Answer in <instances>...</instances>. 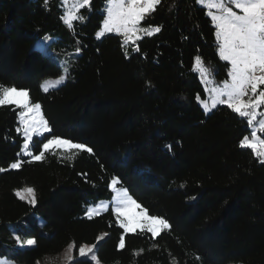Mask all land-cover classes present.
I'll return each instance as SVG.
<instances>
[{
	"label": "trees",
	"instance_id": "trees-1",
	"mask_svg": "<svg viewBox=\"0 0 264 264\" xmlns=\"http://www.w3.org/2000/svg\"><path fill=\"white\" fill-rule=\"evenodd\" d=\"M106 2L92 0L69 29L61 0H0V86L28 90L53 129L33 137L31 152L54 135L93 150L23 157L20 108L0 107V258L43 264L74 243L69 264L84 260L82 245L96 246L99 264H264V164L239 147L249 125L226 105L205 112L198 103L206 93L196 57L216 84L229 69L206 9L161 0L142 22L161 31L132 46L118 34L96 38ZM47 38L49 52L36 46ZM59 62L65 81L42 91L62 75ZM17 160L21 167L9 169ZM113 178L171 229L153 239L124 233L111 208L86 217L87 207L112 199ZM25 187L34 205L16 195ZM15 235L36 243L19 248Z\"/></svg>",
	"mask_w": 264,
	"mask_h": 264
},
{
	"label": "snow or ice",
	"instance_id": "snow-or-ice-1",
	"mask_svg": "<svg viewBox=\"0 0 264 264\" xmlns=\"http://www.w3.org/2000/svg\"><path fill=\"white\" fill-rule=\"evenodd\" d=\"M47 7L49 0H43ZM68 0H65L67 3ZM92 0H72V8L63 14L64 24L73 28V22L83 21L85 17L80 14V9L91 7ZM202 7L208 9V15L214 23L215 36L218 44V56L221 61H226L230 68L222 86L211 89L213 100L211 108H216L218 104L226 105L233 113L247 121L252 127L250 135H245L239 142L242 149H251L260 158V163L264 164V138L258 134L264 133V112L259 109L264 106V0H197ZM161 0H107L105 11L106 18L103 21V29L96 33V38L100 39L106 33H116L123 37L125 45L135 46L144 36H153L161 31L160 26H142V22L151 13L157 10ZM134 52H139V47H133ZM80 51L79 48L76 49ZM127 55V53H125ZM197 65L203 76L207 78L209 69L204 65L199 56L196 57ZM67 72V69H65ZM65 80L61 76L56 84ZM52 82L42 85L47 92ZM15 105L23 109L19 113L20 125L24 134L23 150L24 155L32 160L41 161L45 152L50 149H61L65 152L79 150L92 153V148L84 143L73 142L70 138L52 136L47 142L42 143L43 151L38 155H33L29 150L34 136H42L53 131L49 122L41 114V104H32L28 90L18 89L14 86H0V107ZM205 112L211 108L204 103ZM259 118V119H258ZM20 129H18L19 131ZM21 161L11 164L12 169H19ZM0 168V172H4ZM120 184L119 178H113L110 187L116 193L112 210L117 217V223L125 233H135L137 229L141 232L147 231L154 239L162 232L171 229V225L166 218L158 215H149L148 210L141 206L125 188L117 189ZM27 196L31 197L30 203H36L35 194L32 188H27ZM20 199L25 197L17 192ZM93 213L88 212L91 217ZM20 243V237H16ZM102 239V237L100 238ZM26 245L31 246L36 243L34 239H27ZM75 244L68 246V257L71 261V253ZM96 246H83L78 250L79 257L84 258L79 264L91 260L99 264L94 248ZM125 247L124 236L120 237L119 248ZM0 264H13L7 259H0Z\"/></svg>",
	"mask_w": 264,
	"mask_h": 264
},
{
	"label": "rangeland",
	"instance_id": "rangeland-1",
	"mask_svg": "<svg viewBox=\"0 0 264 264\" xmlns=\"http://www.w3.org/2000/svg\"><path fill=\"white\" fill-rule=\"evenodd\" d=\"M61 2H62V4H63V7H64V12L66 13L68 10H70L71 8H72V0H68V2L67 3H65V0H61ZM107 3V2H106ZM196 3H197V0H196ZM199 6H201L199 3H197ZM106 5V4H105ZM202 7V6H201ZM206 9V8H205ZM206 11H207V14H208V9H206ZM209 16V15H208ZM210 17V16H209ZM105 18H106V11H105ZM211 19V18H210ZM213 23V22H212ZM213 25H214V23H213ZM103 29V23H102V25H101V28L99 29V31H101ZM106 34H116V33H106ZM105 34V35H106ZM50 39H40V40H38L37 41V44H36V46H37V48H40L41 50H43V51H46V52H49V50H48V43H50ZM226 62V61H225ZM60 63V65L62 66V68H63V73H62V75L61 76H65V63H62V62H59ZM229 68H230V65H229ZM195 71L197 72V74H198V78H199V80H200V82L202 83V85H203V88H204V90H205V93H206V99L205 100H198V103L200 104V106L202 107V109L205 111V108H204V103H206L207 104V106L209 107V108H211V105H212V100H213V93H212V91H211V89H213V88H218V87H220V86H222V84L223 83H221V84H216L215 82H214V80H213V78L210 76V73H209V75L207 76V78L205 77V76H203L202 74H201V72H200V70H199V66L197 65V62H195ZM61 76H59V77H57V78H48V79H45L42 83H41V89H42V91H44L43 90V87H42V85H45L46 84V82H49V81H51L52 83L48 86L49 87V90L50 89H53V88H56V87H58L60 84H62V83H60V84H56L55 83V81H57ZM45 92V91H44ZM218 105H220V104H218ZM217 105V106H218ZM264 107V106H263ZM211 109H213V108H211ZM21 111H23V109H21L20 108V112ZM259 111H261V112H264V109H262V107L259 109ZM19 112V113H20ZM209 112V111H208ZM42 114V113H41ZM18 118H19V115H18ZM259 119V118H258ZM19 122H20V120H19ZM249 128H250V130L252 131V127L251 126H249ZM20 132H21V135H22V137H23V139H24V134H23V131H22V126L20 125ZM261 138H264V133H259L258 134ZM23 143H24V141H23ZM23 143H22V147H21V152H20V155L21 156H23V157H29V156H25L24 155V150H23ZM30 151H31V149H29ZM50 150H52V149H50ZM61 150V149H60ZM42 151H43V149H42ZM31 158V157H30ZM18 161V160H17ZM20 161V160H19ZM9 169H12L11 168V165H10V167H9ZM113 180V179H112ZM112 180H111V182H112ZM111 182H110V185H111ZM27 188H30V187H25V188H23V189H20V190H17L16 191V193L17 192H20L21 193V195H23L25 198H24V200H26L27 202H29L30 201V199H31V197H29V196H27V194H26V189ZM110 189L112 190V188L110 187ZM117 189H120V187L117 185ZM112 193H113V195H112V199L110 200V201H100V202H98V203H96V204H94V205H90L89 207H87V210H86V217H88V218H90L89 216H88V212L89 211H91L92 213H93V215L91 216V217H93V216H96V215H98V214H100V213H102V212H105L106 210H108L109 208H111L112 209V206H113V203H114V197H115V195H116V193H114L113 192V190H112ZM30 203V202H29ZM30 204H32V203H30ZM113 211V210H112ZM113 213H114V211H113ZM115 214V213H114ZM115 218H116V221H117V217L115 216ZM118 224V223H117ZM123 230V229H122ZM137 231H140L139 229H137ZM146 231V230H145ZM123 232H124V230H123ZM125 233V232H124ZM18 235H15V238L17 237ZM16 241H17V239H16ZM26 240H23V239H21L20 238V243H16V246L17 247H19V248H22V247H30V246H28V245H26ZM32 246V245H31ZM69 246V245H68ZM68 246L60 253V254H58V255H56V256H54V257H50L49 259H47V260H45L44 262H43V264H69V260L67 259V257H68V251H67V249H68ZM83 246H89V245H82L81 247H83ZM94 252H95V248H94ZM73 253V252H72ZM72 253H71V256H72ZM0 259H4V258H0ZM72 260V259H71ZM89 261H91V260H89ZM92 263H94L95 264V262L94 261H91ZM14 264V263H13Z\"/></svg>",
	"mask_w": 264,
	"mask_h": 264
}]
</instances>
